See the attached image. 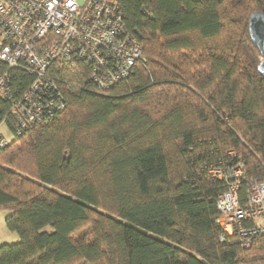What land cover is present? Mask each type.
Masks as SVG:
<instances>
[{"label":"trees","instance_id":"1","mask_svg":"<svg viewBox=\"0 0 264 264\" xmlns=\"http://www.w3.org/2000/svg\"><path fill=\"white\" fill-rule=\"evenodd\" d=\"M118 3L142 55L104 90L88 65L53 64L63 108L45 122L18 125L12 100L34 74L0 61L13 97H0V210L18 237L0 264H264V233L244 247L216 222L234 169L241 201L264 182V76L248 32L264 0Z\"/></svg>","mask_w":264,"mask_h":264},{"label":"built area","instance_id":"2","mask_svg":"<svg viewBox=\"0 0 264 264\" xmlns=\"http://www.w3.org/2000/svg\"><path fill=\"white\" fill-rule=\"evenodd\" d=\"M141 55L142 45L126 28L118 0H0V61L34 74L28 88L12 100L19 126L45 122L63 108L50 74L53 64L88 65L91 80L104 90L128 76ZM9 80L8 71L0 73V97L13 98ZM8 140L0 130V150ZM239 174V168L233 170L235 180L216 200V222L220 240L236 232L249 247L264 233V182L250 183L241 201ZM211 175L224 177L219 168L211 169Z\"/></svg>","mask_w":264,"mask_h":264},{"label":"water","instance_id":"3","mask_svg":"<svg viewBox=\"0 0 264 264\" xmlns=\"http://www.w3.org/2000/svg\"><path fill=\"white\" fill-rule=\"evenodd\" d=\"M248 32L252 43L258 49L261 60L258 64L259 73L264 76V13L256 11L248 18Z\"/></svg>","mask_w":264,"mask_h":264},{"label":"rangeland","instance_id":"4","mask_svg":"<svg viewBox=\"0 0 264 264\" xmlns=\"http://www.w3.org/2000/svg\"><path fill=\"white\" fill-rule=\"evenodd\" d=\"M0 130L1 132L7 136V137H11V133L9 132V130L6 128L5 124L1 123L0 124ZM6 212L3 210H0V238L1 242H14L17 240V234L14 232H11L9 230L6 229L5 224H4V216H5Z\"/></svg>","mask_w":264,"mask_h":264},{"label":"crops","instance_id":"5","mask_svg":"<svg viewBox=\"0 0 264 264\" xmlns=\"http://www.w3.org/2000/svg\"><path fill=\"white\" fill-rule=\"evenodd\" d=\"M4 217H5V216H4ZM1 239H2V238H0V244L3 243V242H1Z\"/></svg>","mask_w":264,"mask_h":264}]
</instances>
